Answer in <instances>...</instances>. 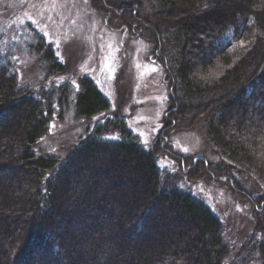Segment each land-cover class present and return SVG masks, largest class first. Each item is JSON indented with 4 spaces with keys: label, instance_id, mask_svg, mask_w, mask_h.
<instances>
[{
    "label": "trees",
    "instance_id": "obj_1",
    "mask_svg": "<svg viewBox=\"0 0 264 264\" xmlns=\"http://www.w3.org/2000/svg\"><path fill=\"white\" fill-rule=\"evenodd\" d=\"M104 1L158 49L171 89L168 134L203 119L222 156L221 166L183 158L185 177L224 179L249 204L264 262V0ZM10 59L0 65V264H227L219 218L162 183L158 143L146 151L123 126L120 138L102 137L118 130L106 124L64 156L39 154L56 94L20 88ZM79 85L78 115L110 112L88 77ZM251 177L256 197L245 188Z\"/></svg>",
    "mask_w": 264,
    "mask_h": 264
},
{
    "label": "rangeland",
    "instance_id": "obj_2",
    "mask_svg": "<svg viewBox=\"0 0 264 264\" xmlns=\"http://www.w3.org/2000/svg\"><path fill=\"white\" fill-rule=\"evenodd\" d=\"M100 1L0 0V65L11 58L8 64L16 71L20 88L56 94V117L34 149L64 156L81 136L106 124H117L118 130L102 137L120 138L123 126L146 151L158 143L164 150L157 159L162 183L201 200L219 218L229 248L227 264L250 263L251 255V264H264L256 249L249 204L237 199L224 179L216 181L204 172L193 181L185 177L189 166L181 163L183 158L223 165L220 152L206 136L203 119L188 130L168 134L171 89L158 49L141 26L124 24ZM50 57L58 62L52 69ZM84 77L108 99V114L78 115L75 98ZM61 99L68 102L64 108L58 103ZM251 178L245 188L256 197L259 183Z\"/></svg>",
    "mask_w": 264,
    "mask_h": 264
},
{
    "label": "snow or ice",
    "instance_id": "obj_3",
    "mask_svg": "<svg viewBox=\"0 0 264 264\" xmlns=\"http://www.w3.org/2000/svg\"><path fill=\"white\" fill-rule=\"evenodd\" d=\"M206 7H207V5H205ZM153 70H155V69H153ZM143 135V134H142ZM145 143H146V141H145Z\"/></svg>",
    "mask_w": 264,
    "mask_h": 264
}]
</instances>
